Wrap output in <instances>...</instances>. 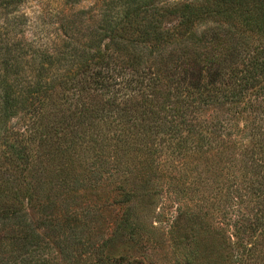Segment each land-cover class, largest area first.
Segmentation results:
<instances>
[{
	"label": "trees",
	"instance_id": "trees-1",
	"mask_svg": "<svg viewBox=\"0 0 264 264\" xmlns=\"http://www.w3.org/2000/svg\"><path fill=\"white\" fill-rule=\"evenodd\" d=\"M23 2L0 0V264L130 263L102 247L169 192L154 173L264 264V0Z\"/></svg>",
	"mask_w": 264,
	"mask_h": 264
},
{
	"label": "rangeland",
	"instance_id": "rangeland-1",
	"mask_svg": "<svg viewBox=\"0 0 264 264\" xmlns=\"http://www.w3.org/2000/svg\"><path fill=\"white\" fill-rule=\"evenodd\" d=\"M45 2L24 0L22 11L34 17L39 11L44 13L47 10ZM89 5L84 2L79 7ZM153 175L152 188L158 191L168 188L169 192L156 197L152 204L129 208L125 212L129 236L123 230L113 232L107 245L102 247L104 257H124L130 261L128 264H234V253L227 242V229L222 220H218L219 214L216 215L215 210L198 207V193L186 189L185 178L161 173ZM102 194L90 192L87 199L92 201L95 195L100 197ZM166 195L170 202L163 200ZM94 206L92 204L90 213L92 218L96 216V230L105 232V227L113 223L120 212L111 204L106 206L98 202Z\"/></svg>",
	"mask_w": 264,
	"mask_h": 264
}]
</instances>
